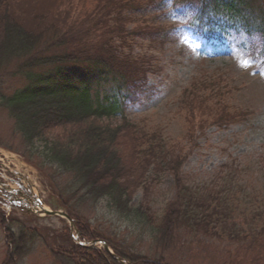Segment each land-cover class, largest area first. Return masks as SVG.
<instances>
[{
  "label": "trees",
  "instance_id": "trees-1",
  "mask_svg": "<svg viewBox=\"0 0 264 264\" xmlns=\"http://www.w3.org/2000/svg\"><path fill=\"white\" fill-rule=\"evenodd\" d=\"M80 3L0 0V77L20 76L24 82L10 95L3 94L0 86V107L23 139L26 161L49 179L55 197L51 208L66 212L81 239L104 240L117 257L131 264L170 263L162 256L117 246L84 212L106 201L121 218H138L144 227L153 224L152 240L165 249L175 243L182 227L244 240L238 258L247 256V264H264V189L251 191V201L244 202L239 199L244 189L235 190L230 183L213 182L197 192L183 184V164L206 127H228L253 114L229 105L227 98L236 90L230 74L203 71L180 93L175 116L184 122L183 134L171 143L161 124L132 122L125 116L127 104L149 89L147 73L153 67L133 46L146 40L150 45L168 42L173 34L164 17L144 34L148 39L128 41L129 49L123 50L128 25L132 24L130 31H141L145 19H131L116 5L96 3L84 11ZM148 3L153 0L142 6L144 15ZM132 4L141 13L140 2ZM160 12L163 15L164 10ZM168 14L187 17L184 24L194 33L226 41L232 51L264 67V0H172ZM183 142L191 145L186 153ZM126 145L130 148L125 153ZM224 168L237 171L233 165ZM164 173L173 177L175 194L155 221L148 207L149 190ZM139 190L144 198L134 206ZM1 225L6 228L4 220ZM18 237V241L10 238L13 246L24 242L26 234L20 232ZM66 242L70 256L59 252V264H119L105 252ZM21 248L12 251L18 259ZM3 264H12V254Z\"/></svg>",
  "mask_w": 264,
  "mask_h": 264
},
{
  "label": "rangeland",
  "instance_id": "rangeland-1",
  "mask_svg": "<svg viewBox=\"0 0 264 264\" xmlns=\"http://www.w3.org/2000/svg\"><path fill=\"white\" fill-rule=\"evenodd\" d=\"M134 1L140 2L141 13H136L132 8L135 6L132 4ZM146 1L82 0L80 6L84 9L96 3L102 7L116 5L131 19H145L146 24L141 31H130L132 24L126 28L130 35L122 49L128 50V41L140 37L148 39L144 34L154 30L152 25L161 17L160 10H167L171 4V0H153L152 4H147V8L144 7V15L142 6ZM147 11L152 14L148 15ZM182 22L183 19L171 16V27L176 28L177 37L163 45H150L146 40L133 46L134 52L145 54L153 67L147 73L149 89L144 95L139 93V99L133 104H127L126 118L132 122L145 120L147 124L149 120L150 124H161L164 136L171 143L180 141L184 122L175 116L180 92L203 71L211 73L219 69L230 73L236 90L227 98L231 99L229 105L234 109L250 110L253 114L247 120L228 127L217 128L210 124L192 148L183 142L185 153L191 148L182 167L183 184L197 192L213 182L218 181L221 185L230 183L235 190L236 187L244 189L239 199L249 202L251 191L261 193L264 189V75H261L264 69H258L257 64L249 58L236 56L225 44L215 46L188 30L182 32ZM23 84L20 76L0 77L1 92L5 95H10ZM126 146H122L124 152L130 148ZM25 147L7 111L0 107V178H10L18 193L22 189H30L42 201V206L50 210L55 204V197L49 179L26 161ZM229 165L236 166L237 171L233 173L224 168ZM150 186L148 207L157 221L163 215L166 203L175 194L174 180L164 173L156 177ZM16 195L14 193V197ZM143 198L144 193L139 190L132 204L137 206ZM6 200L3 189H0V264L9 254H12V264H59L56 257L59 252L65 258L70 256L66 240L75 244L72 237H76V234L70 231L66 220L34 214L22 215L11 210ZM84 216L105 236L113 239L117 246L148 256H162L170 264H247V256L238 258L246 245L244 240L230 241L227 237L220 238L182 227L177 231L175 243L165 249L164 246L155 245L152 240L153 224L144 227L138 218H121L106 201H101L94 211L84 212ZM3 220L9 230L1 225ZM20 232L26 234V241L18 245L22 247L18 259L16 252L12 253L14 247L17 250L18 246H13L10 238L18 241ZM62 247L66 250L61 251Z\"/></svg>",
  "mask_w": 264,
  "mask_h": 264
},
{
  "label": "water",
  "instance_id": "water-1",
  "mask_svg": "<svg viewBox=\"0 0 264 264\" xmlns=\"http://www.w3.org/2000/svg\"><path fill=\"white\" fill-rule=\"evenodd\" d=\"M42 210L44 211V214H45V215H48V216H56V217H61V218L66 219V220L69 222L70 228H71V229L73 228V223H72V221L70 220V218H69L65 213H63V212H59V211H58V212H52V211H47V210H45V209H42ZM100 243H101V245L103 246V248H104L106 251H108V247H107L106 243H104V242H100ZM97 244H98L97 241H91V242L84 243V244H82L81 246L89 247V248H95ZM117 260L121 262L120 259H117Z\"/></svg>",
  "mask_w": 264,
  "mask_h": 264
},
{
  "label": "flooded vegetation",
  "instance_id": "flooded-vegetation-1",
  "mask_svg": "<svg viewBox=\"0 0 264 264\" xmlns=\"http://www.w3.org/2000/svg\"><path fill=\"white\" fill-rule=\"evenodd\" d=\"M20 211H24V212H27V209L25 208V206H18L17 207Z\"/></svg>",
  "mask_w": 264,
  "mask_h": 264
},
{
  "label": "snow or ice",
  "instance_id": "snow-or-ice-1",
  "mask_svg": "<svg viewBox=\"0 0 264 264\" xmlns=\"http://www.w3.org/2000/svg\"><path fill=\"white\" fill-rule=\"evenodd\" d=\"M261 75H264V73H262Z\"/></svg>",
  "mask_w": 264,
  "mask_h": 264
}]
</instances>
